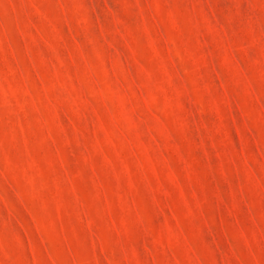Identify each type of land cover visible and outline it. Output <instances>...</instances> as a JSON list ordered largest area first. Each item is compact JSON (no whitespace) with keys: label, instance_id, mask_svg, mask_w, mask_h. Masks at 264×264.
<instances>
[{"label":"rangeland","instance_id":"1","mask_svg":"<svg viewBox=\"0 0 264 264\" xmlns=\"http://www.w3.org/2000/svg\"><path fill=\"white\" fill-rule=\"evenodd\" d=\"M0 264H264V0H0Z\"/></svg>","mask_w":264,"mask_h":264}]
</instances>
